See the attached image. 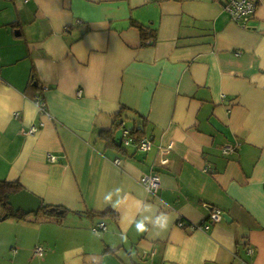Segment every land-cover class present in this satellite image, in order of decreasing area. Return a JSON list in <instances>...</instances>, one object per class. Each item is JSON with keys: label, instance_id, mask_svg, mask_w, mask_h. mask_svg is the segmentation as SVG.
Segmentation results:
<instances>
[{"label": "crops", "instance_id": "obj_1", "mask_svg": "<svg viewBox=\"0 0 264 264\" xmlns=\"http://www.w3.org/2000/svg\"><path fill=\"white\" fill-rule=\"evenodd\" d=\"M226 2L0 0V181L70 211L1 221L0 264H264V0Z\"/></svg>", "mask_w": 264, "mask_h": 264}, {"label": "built area", "instance_id": "obj_2", "mask_svg": "<svg viewBox=\"0 0 264 264\" xmlns=\"http://www.w3.org/2000/svg\"><path fill=\"white\" fill-rule=\"evenodd\" d=\"M28 1V0H24ZM259 0H227L226 2V10L232 17V19L238 23V25L242 26L243 28H250L252 26V23L255 19L257 7H258ZM40 104V102H39ZM40 107L42 111H45V106L43 104H40ZM37 127H32L30 129V133L34 134L37 132ZM123 136L125 137V143L126 145L135 144L137 147V150L140 152H148L152 148V142L149 139H144L139 143H135L133 138L130 137V131L129 130H123ZM134 142V143H133ZM232 150L230 146L224 147L223 151L224 153H228ZM171 151V148L167 149L165 153H169ZM50 162H54L56 159L55 157L49 155ZM116 163H120L119 160L116 161ZM140 183L144 188L152 193L156 194L160 187H161V177L159 174H147L141 177ZM223 220V212L220 209H215L211 212L210 218L208 219L207 223H203L202 225H190L192 230H201V231H209L212 225L219 223ZM179 227H186L187 223L183 220L178 222ZM99 229H106V225L104 223L99 224L95 231H98ZM35 253L38 256H43L44 249L42 247H37L35 249ZM250 253L252 254L253 251L250 250Z\"/></svg>", "mask_w": 264, "mask_h": 264}, {"label": "trees", "instance_id": "obj_3", "mask_svg": "<svg viewBox=\"0 0 264 264\" xmlns=\"http://www.w3.org/2000/svg\"><path fill=\"white\" fill-rule=\"evenodd\" d=\"M141 31L143 32L144 30L141 29ZM142 34H145V32H143ZM119 116H121V114ZM144 127H145V123H142V126L134 127L130 130V135L135 137L136 139L134 138V140L138 143L142 141L141 140L142 138H144ZM114 134H116L114 131H109V132L103 131L102 133L104 138L109 139L108 142L110 146H114L122 151L123 147H118L116 145V142L114 140ZM24 190L25 188L19 182L0 181V222L3 220H15L18 222L31 221L30 217L34 216V214H27L25 211L22 210L15 212L12 206H10L8 203L9 195L16 194ZM61 210L63 211V213L59 214L58 211ZM69 212L70 211L66 208L43 203L39 213L35 214V216L42 214L43 216L53 219L58 223H62ZM101 214H106V213H101ZM3 215L5 216V218L4 217L1 218Z\"/></svg>", "mask_w": 264, "mask_h": 264}, {"label": "water", "instance_id": "obj_4", "mask_svg": "<svg viewBox=\"0 0 264 264\" xmlns=\"http://www.w3.org/2000/svg\"><path fill=\"white\" fill-rule=\"evenodd\" d=\"M122 137L123 129H120L116 132L115 135V142L118 145H121ZM8 203L10 206H12L15 212L22 210L27 214H38L43 205L41 198L37 197L27 190L9 195ZM58 213L62 214L63 211H58ZM223 219L229 221L230 217L227 214L223 213Z\"/></svg>", "mask_w": 264, "mask_h": 264}, {"label": "rangeland", "instance_id": "obj_5", "mask_svg": "<svg viewBox=\"0 0 264 264\" xmlns=\"http://www.w3.org/2000/svg\"><path fill=\"white\" fill-rule=\"evenodd\" d=\"M3 217H4V215H3L1 218H3ZM31 217H32V218H30V219L36 218L35 215H34V216H31ZM39 218H44V216H43L42 214H40V215H39ZM6 221H8V220H6ZM13 221H15V220H13ZM4 222H5V221H4ZM4 222L2 221V223H4ZM7 227H9V229L7 230V233H8V232H12L11 235H15V234H16L15 232H18V234H19L20 236H25V235L28 234V231H25V230L20 231V230H21L20 226H7Z\"/></svg>", "mask_w": 264, "mask_h": 264}]
</instances>
